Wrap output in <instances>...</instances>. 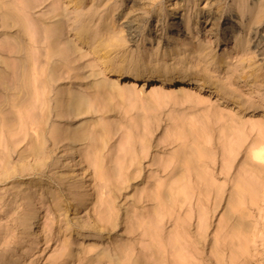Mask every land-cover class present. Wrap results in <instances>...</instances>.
<instances>
[{
  "label": "rangeland",
  "instance_id": "obj_1",
  "mask_svg": "<svg viewBox=\"0 0 264 264\" xmlns=\"http://www.w3.org/2000/svg\"><path fill=\"white\" fill-rule=\"evenodd\" d=\"M3 1L15 10L19 6V0ZM118 1L120 6L114 12V21L118 27L122 25V35L127 38L125 22L130 21L137 40L130 43L125 38L123 50L111 54L115 57L109 67L123 61L125 67L144 66L146 72H155L165 61L169 69H186L192 75L203 68L198 57L192 53L184 63H179L187 48L172 55L169 49H174L179 41L203 43L207 50L211 49L208 55L212 61L208 64L211 80L223 82L228 97L251 103L255 112L244 114L245 125H241L232 119L236 118L230 110L232 102L217 99L208 91L171 92L178 88L175 85L160 94H150L146 87L142 92L110 89L96 111L75 118L72 123L92 133L91 140L78 144L81 164L65 158L68 152L63 141L55 148L50 142L44 150L48 157L42 154L43 164L34 166L33 161L21 156L28 147L25 140L11 144L21 133L12 139L1 133L0 149L7 148L6 154L10 155H5L4 150L0 152L8 156L9 162L5 165V157H0L4 160L0 161V167L5 170L6 166L8 171L0 172L4 177L0 176V259L5 258L4 264H54V259L67 248L71 259L81 261L64 264H104L97 252L103 247L110 250L118 247V251L122 250L120 256L139 254L153 258L152 252L163 257L181 253L204 258L202 264H208V259L214 264H264V202L258 198L264 182L259 176L249 175V165L244 162L251 137L248 124L258 120L264 111V50L263 43L258 42L260 35H264V12H261L262 21L252 25L247 33L248 49L241 51L236 48L240 41L233 40L238 30L247 32L238 22L239 9L234 4L239 0H139L132 7L129 0ZM256 1L254 4L258 5L264 2ZM186 6L192 9L189 27L192 34L187 35L183 23L184 33L177 35L174 23L170 22L177 20L178 16H174L177 12L182 23ZM45 10L43 5L33 9L29 20L33 21ZM229 26L231 30L225 29ZM168 31L174 37L168 38ZM142 38L145 41L138 46ZM4 41L13 42V38L1 34V49L5 48L1 45ZM156 46L161 52L154 55ZM14 49L2 52V58L11 66L18 62L15 52L11 53ZM132 50L134 53L130 54ZM148 55L151 56L146 61ZM121 56L124 58L118 60ZM140 56L143 59L135 63L133 58ZM97 67L91 64L85 68L81 78L69 79L65 74L59 85L91 95L96 89L92 83L108 79L109 73L102 71L103 68L94 79L89 76L91 69L98 70ZM64 122L65 119L60 121L62 126ZM92 153L98 157L99 166H96L100 172L87 162ZM28 178L36 181L25 183L29 182ZM10 182L14 183L11 187ZM89 187L90 198L82 200ZM27 192L30 199L25 198ZM237 193L241 202L229 208V198ZM158 194H167L169 200L159 202ZM103 197L108 200L106 209L117 219V226L108 228L101 221L107 213L102 212L100 198ZM28 211L40 214L35 235L23 225ZM230 213L238 214V221L246 225L240 222V226H232L226 218ZM125 219L133 222V228L124 223ZM105 227L111 230L105 232ZM102 235L107 238L102 239ZM95 245H98L96 249ZM188 246H195L196 250L189 251L192 247L188 250Z\"/></svg>",
  "mask_w": 264,
  "mask_h": 264
},
{
  "label": "bare ground",
  "instance_id": "obj_2",
  "mask_svg": "<svg viewBox=\"0 0 264 264\" xmlns=\"http://www.w3.org/2000/svg\"><path fill=\"white\" fill-rule=\"evenodd\" d=\"M129 1L131 3V7L139 4V0ZM254 2L257 1L250 0L247 2L246 0H239L234 4L235 8L239 9L238 15L240 18L238 22L241 26L243 25L242 27L247 28V32H245V34L238 30L237 35H233V40L235 42L236 40L240 41L239 43L237 42L236 48L238 47L241 51L248 49L247 44L249 39L246 36L249 29L252 25L258 24L262 21L261 12H264V2L259 5L254 4ZM18 5L19 6H17L16 10H20L22 12L23 18L21 17L22 14L19 15L20 11L17 12L15 9L8 7L5 1L0 0V35L3 34L13 38V42H1V45L5 48H0V134L4 133L6 136L8 135L7 137L11 136L10 138L12 139V136L21 133L22 135L20 134L18 139L13 138L14 140H10L12 142L11 144L25 140L28 147L25 152L21 153V156L27 160L33 161L32 165L34 166L40 167L41 164H43L41 160L42 154H48L44 150L47 145H50V142L55 145L53 147L55 148L57 144L63 141L66 142L64 150L68 152L67 157L65 156V158H69L70 161L78 160V164H81L79 161L81 156V147H79L78 144L80 143L82 145L84 142L86 143L91 140L92 133L87 131V128L81 126L74 127L72 123L75 118L91 111H96L99 104L107 99L110 89L117 91L123 89L129 92H142L146 87L150 94H160L175 85L176 88H178L176 90L171 89V92L176 91L183 93L185 89H191L196 93L208 91L214 94L217 99L224 98L222 99L223 101L226 99V101L232 102V108L230 107V110L233 116L236 115V118L232 119H236V122L241 125H245L244 114L255 112V107L251 103L246 101L238 102L239 100L228 97L227 87L223 82L218 83L217 80H211L212 76L209 74L208 68V64L212 62L210 58L208 59L211 49L207 50L208 46H204L203 43L197 42L194 44L189 43L188 41H179L174 49H169L172 51L169 55H172L174 53L176 54L181 49L187 48V51L184 52H187V54H184V58L179 59V63H184L187 58L192 55V53L198 57L197 60L198 62L203 63V68L195 71L192 75L187 73L186 69H169L165 65V61L155 72H146L144 66L140 67L135 65L132 67H125V65H123V61H119L118 65L116 64L109 67L111 65V60L115 57V55L111 56V54L116 51H122L126 45L125 38H127L125 35H122L124 32L122 31V25H120V28L114 21V12L120 6L118 0H19ZM42 5L43 7H46L45 12H39L37 17L33 18V21L29 20L32 15L31 11ZM187 5H189V3ZM182 8L183 7H181L180 10ZM185 9L186 12L183 13V15L186 14L184 19L185 22L184 20L182 23L181 21L179 22L180 15H177V12L174 13L175 17L178 16L177 20L170 22V24L174 23V29H176L177 35L184 33L181 28L183 23L185 29L187 30V35L192 34V28L189 29L192 9L189 8V6H186L184 10ZM195 15L197 17V14ZM245 15H247V17H245ZM165 16L166 14H164V17ZM244 17L246 19H244ZM125 23L127 29L124 28V30L128 33V40L126 41L130 43L136 42L137 35L135 34V29L133 28L132 23L130 21H126ZM30 25L33 26V29H29ZM225 29L231 30V26L226 27ZM197 31L198 30L195 29V34H197ZM223 33H225V31ZM167 36L168 38L174 37L173 33L169 31L167 32ZM263 36L264 35H260L258 42L263 43V46L261 45V47H263L264 50ZM144 41L145 40L142 38L141 41L138 42V46ZM255 46H257V44ZM12 47L15 49L11 53L15 52L14 54H16L18 58V62L16 61L17 64L14 63V67V64L11 66L6 61V58H2V52L6 53L7 51L8 53ZM159 49V46L155 47L154 55L157 54ZM131 53L133 54L134 51H130V54ZM150 56L151 55H148L146 61L149 60ZM143 57H131V59L133 58V61L136 63L143 59ZM121 58L124 57L121 56L118 60ZM213 59L214 57L212 60ZM91 64L94 67L98 66L97 68H99L98 70L91 69L89 76L92 78L93 76L97 77L104 70H107L109 73L107 74L108 79L103 80V83L101 81L98 83H92V86H96L93 94H84L72 89L71 86L61 87L59 85L65 74H67L69 79L74 77L81 78L83 76L84 69L91 66ZM102 68L103 70L101 71ZM64 119L65 122L62 126L60 121ZM256 119L258 120L248 124L251 137L244 162L249 165V171H247V173L254 176V178L259 176L264 182V111L260 113ZM1 136L3 137V135ZM1 141L2 140H0V142ZM10 141L8 140V143ZM4 145L5 148L7 144L5 143ZM6 149L7 148L3 149L5 151V155L8 154H6V151H8V149ZM1 150L2 149H0V152ZM46 154L45 157H48ZM94 154L95 153H92L91 156H89L87 162L89 165L94 164L95 166H99V161L97 160L98 157ZM1 156L2 155H0V157ZM61 156L62 155L59 157ZM1 158L6 160L4 161L2 159L4 164L8 165V156L7 158L6 156H2ZM253 159L260 160V163L253 162ZM185 161L190 160L189 158H186ZM244 162L243 164H245ZM1 163L3 164V162ZM98 166L96 167L100 172V168ZM1 167L3 169V166ZM4 168L6 170V166ZM5 170H0V172ZM86 171L87 170L84 168L83 172L85 173ZM6 172L8 171L6 170ZM252 172L253 175L251 174ZM239 173L240 175L242 174L241 172ZM27 180L29 182L25 183L30 184L36 181L34 178H28ZM13 182L8 183L9 187L14 185ZM78 186L84 187L83 184H79ZM244 186V184L242 186L240 185V188H243ZM9 187L7 188L9 189ZM255 188L257 191V187ZM20 191H23V188L20 189ZM261 191H264V187H262ZM261 191L258 198L260 197V200L264 202V192ZM249 192L250 191H248V193ZM90 195L91 190L89 187L87 188L86 196L83 197L82 200L89 199ZM25 198H31L30 192L25 194ZM103 198H100V204H103L102 212L107 213L104 216L102 215L101 221L105 222V224L108 225V228L109 226L114 227L117 219L115 221L112 216L113 214H109L111 210L107 211L106 209L108 200L105 197ZM157 198L159 200H156L159 202L162 201V203L169 200V196L167 194H158ZM240 202V195L237 193L235 197L229 198L228 207L232 208ZM159 204L160 203H158V205ZM226 216L227 220H230L232 226L235 228L240 226L243 222L240 220L238 221L239 218L236 217L238 214L234 216L230 213V215L228 214ZM39 220L40 214L37 211H28L27 219L23 224L24 228L28 232L35 235L37 227L39 226ZM126 220L127 219H125V221ZM128 222L131 223L130 220H127V222L124 223H127V226L129 227L131 225V228H133V222L131 224H128ZM105 224L103 223L104 226ZM244 225H246V223ZM127 226H125V228H127ZM108 228L105 232H109V230H111V228ZM106 235H102V239L105 240L107 238ZM186 242L187 241H185L184 244ZM194 244L195 241H193V244L191 245L193 246ZM97 246L98 245H95L93 248L96 249ZM195 246L192 247V249L188 246L190 248L187 249H191L189 251H192ZM114 248V251L112 249L111 251L110 249H107V247H103L102 251L99 250L97 252L100 259H104V264H202L204 261V258L202 257H195L197 260L195 262V258L192 256L194 255L193 252L191 255L192 257L186 256L185 253V256L181 253V255L176 253L171 256L169 253V257H163L158 256L155 252H152L154 253L153 258H150L147 255L139 254H135L134 256H120L119 254L122 253V250L118 251V247ZM195 250L196 249H194V251ZM71 258L70 250L66 248L57 258L54 259V264H64L66 261L70 262L71 260L76 262L81 261L80 258ZM215 259L218 263H220V260L217 258ZM207 261L208 264L215 263H213L211 259H208ZM69 262L67 263L69 264ZM4 263L5 258L3 257L0 259V264ZM72 263L74 264L75 262Z\"/></svg>",
  "mask_w": 264,
  "mask_h": 264
}]
</instances>
